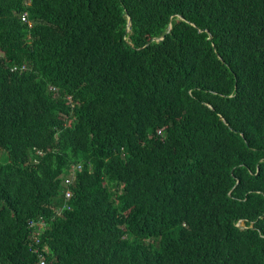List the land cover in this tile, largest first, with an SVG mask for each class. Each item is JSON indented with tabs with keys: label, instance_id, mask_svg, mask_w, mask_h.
<instances>
[{
	"label": "trees",
	"instance_id": "trees-1",
	"mask_svg": "<svg viewBox=\"0 0 264 264\" xmlns=\"http://www.w3.org/2000/svg\"><path fill=\"white\" fill-rule=\"evenodd\" d=\"M0 53V264H264V0H0Z\"/></svg>",
	"mask_w": 264,
	"mask_h": 264
},
{
	"label": "built area",
	"instance_id": "built-area-1",
	"mask_svg": "<svg viewBox=\"0 0 264 264\" xmlns=\"http://www.w3.org/2000/svg\"><path fill=\"white\" fill-rule=\"evenodd\" d=\"M21 19L23 21L27 20L25 14H23L21 16ZM24 68H25L24 65H20V66L14 65L12 67L13 70H19V71L23 70ZM65 182L67 184L72 183V177L71 178H66ZM64 194H65V196H64L65 201L67 199H69L71 197V195H72V193H71V191L69 190L68 187L64 190ZM63 207L69 208V206L66 204V202H64ZM63 207L55 209V212H56L57 215H61V211L63 210ZM28 226L30 228V235H29L30 242L28 243V246H29V249L31 251L37 253V256H38V260H36L35 264H53L51 261L45 259L41 255V253L39 252V249H38V246L40 245L39 236H40L42 230L45 229V227H46L45 219L43 217H41V216L36 218V219H30L28 221Z\"/></svg>",
	"mask_w": 264,
	"mask_h": 264
},
{
	"label": "water",
	"instance_id": "water-1",
	"mask_svg": "<svg viewBox=\"0 0 264 264\" xmlns=\"http://www.w3.org/2000/svg\"><path fill=\"white\" fill-rule=\"evenodd\" d=\"M177 17L183 19L181 16H177ZM170 27H171V25L169 24V25H168V29H167L166 32L169 31ZM130 30H131V25H130V19H129V17H128V23H127L126 31H130ZM203 30H205V31L208 33V38H211V34L208 32L207 29H198V31H203ZM163 37H164V35H161L160 37H154L153 40L158 41V40L163 39ZM208 106H209V105H208ZM209 107H210V106H209ZM220 118L224 121V119H223L222 116H220ZM240 221H242V220H240ZM242 222H243V221H242ZM237 226H238L239 228H241V229H243V228L246 227L245 224H244V222H243V224H241V223L238 222V223H237ZM252 226H253V224L251 223V224L249 225V227H252Z\"/></svg>",
	"mask_w": 264,
	"mask_h": 264
},
{
	"label": "clouds",
	"instance_id": "clouds-1",
	"mask_svg": "<svg viewBox=\"0 0 264 264\" xmlns=\"http://www.w3.org/2000/svg\"><path fill=\"white\" fill-rule=\"evenodd\" d=\"M27 1H28V0H27ZM23 14H25V13H23ZM23 14H22V15H23ZM21 20H22V19H21ZM27 23H28V25H31V22H30V21H28ZM13 66H14V65H13ZM13 66H12V67H13ZM12 67H11V69H12ZM12 70H13V69H12ZM39 238H40V237H39Z\"/></svg>",
	"mask_w": 264,
	"mask_h": 264
},
{
	"label": "rangeland",
	"instance_id": "rangeland-1",
	"mask_svg": "<svg viewBox=\"0 0 264 264\" xmlns=\"http://www.w3.org/2000/svg\"><path fill=\"white\" fill-rule=\"evenodd\" d=\"M239 223L243 224V222H242V221H239Z\"/></svg>",
	"mask_w": 264,
	"mask_h": 264
}]
</instances>
